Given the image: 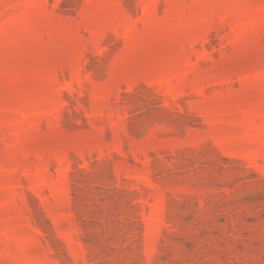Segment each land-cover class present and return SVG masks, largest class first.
I'll return each instance as SVG.
<instances>
[{
  "label": "rangeland",
  "instance_id": "obj_1",
  "mask_svg": "<svg viewBox=\"0 0 264 264\" xmlns=\"http://www.w3.org/2000/svg\"><path fill=\"white\" fill-rule=\"evenodd\" d=\"M0 264H264V0H0Z\"/></svg>",
  "mask_w": 264,
  "mask_h": 264
}]
</instances>
